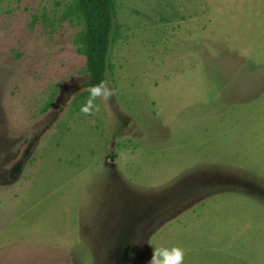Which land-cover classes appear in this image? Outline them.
I'll return each instance as SVG.
<instances>
[{"label": "rangeland", "instance_id": "obj_1", "mask_svg": "<svg viewBox=\"0 0 264 264\" xmlns=\"http://www.w3.org/2000/svg\"><path fill=\"white\" fill-rule=\"evenodd\" d=\"M73 2L0 0V264H264V0H115L107 99Z\"/></svg>", "mask_w": 264, "mask_h": 264}, {"label": "trees", "instance_id": "obj_2", "mask_svg": "<svg viewBox=\"0 0 264 264\" xmlns=\"http://www.w3.org/2000/svg\"><path fill=\"white\" fill-rule=\"evenodd\" d=\"M114 9L115 0H74L66 12V18L78 20L83 25L76 38L78 51L86 59L87 81L81 88L95 89L106 85ZM51 100L43 112L51 107Z\"/></svg>", "mask_w": 264, "mask_h": 264}, {"label": "clouds", "instance_id": "obj_3", "mask_svg": "<svg viewBox=\"0 0 264 264\" xmlns=\"http://www.w3.org/2000/svg\"><path fill=\"white\" fill-rule=\"evenodd\" d=\"M110 95L106 85L92 90V99L97 96L107 99ZM83 111L87 113L88 109L84 108ZM147 264H184V251L179 247L154 248Z\"/></svg>", "mask_w": 264, "mask_h": 264}]
</instances>
